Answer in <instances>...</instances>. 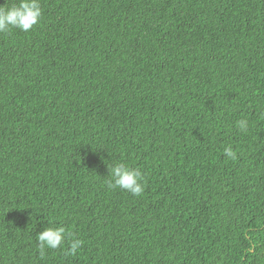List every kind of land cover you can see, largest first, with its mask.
I'll return each instance as SVG.
<instances>
[{
	"label": "trees",
	"instance_id": "1",
	"mask_svg": "<svg viewBox=\"0 0 264 264\" xmlns=\"http://www.w3.org/2000/svg\"><path fill=\"white\" fill-rule=\"evenodd\" d=\"M40 4L0 32V264H264V0Z\"/></svg>",
	"mask_w": 264,
	"mask_h": 264
},
{
	"label": "clouds",
	"instance_id": "2",
	"mask_svg": "<svg viewBox=\"0 0 264 264\" xmlns=\"http://www.w3.org/2000/svg\"><path fill=\"white\" fill-rule=\"evenodd\" d=\"M5 4L0 5V32L9 31L12 28L29 31L39 22L42 12L40 0H19L18 4L13 3L9 6H5ZM237 124L241 130L247 129L245 120H240ZM225 153L228 157L234 158L235 156L230 148L225 149ZM111 176L112 180L108 182L109 188H121L135 196L142 194L143 173L140 169L130 168L124 163H118L111 169ZM37 239L39 241L40 254L43 257L46 248L57 249L62 245L65 239V229L63 227H47L38 234ZM83 243L79 239L71 241L68 254H76Z\"/></svg>",
	"mask_w": 264,
	"mask_h": 264
}]
</instances>
